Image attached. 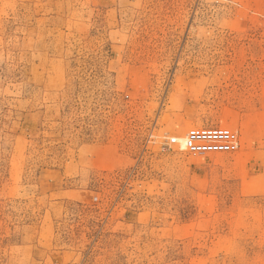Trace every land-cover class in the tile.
<instances>
[{
  "label": "rangeland",
  "instance_id": "obj_1",
  "mask_svg": "<svg viewBox=\"0 0 264 264\" xmlns=\"http://www.w3.org/2000/svg\"><path fill=\"white\" fill-rule=\"evenodd\" d=\"M0 264H264V0H0Z\"/></svg>",
  "mask_w": 264,
  "mask_h": 264
},
{
  "label": "built area",
  "instance_id": "obj_2",
  "mask_svg": "<svg viewBox=\"0 0 264 264\" xmlns=\"http://www.w3.org/2000/svg\"><path fill=\"white\" fill-rule=\"evenodd\" d=\"M240 144V135L236 130L200 129L186 132L181 139L176 135L167 136L160 147L164 150L176 147L189 155L204 157L235 153Z\"/></svg>",
  "mask_w": 264,
  "mask_h": 264
}]
</instances>
